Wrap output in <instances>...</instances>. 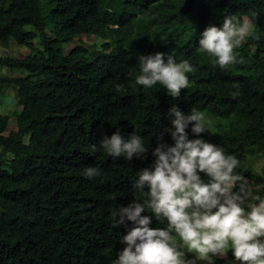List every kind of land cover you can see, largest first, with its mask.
<instances>
[{"label":"trees","instance_id":"16d2710c","mask_svg":"<svg viewBox=\"0 0 264 264\" xmlns=\"http://www.w3.org/2000/svg\"><path fill=\"white\" fill-rule=\"evenodd\" d=\"M253 11L254 30L236 50L241 62L221 69L197 52L208 26ZM83 37L98 45L67 49ZM17 46L29 54L0 58L16 73L1 83L21 108L14 121L0 114V264H111L127 228L113 227L110 209L134 200L135 172L153 163L173 105L206 113L215 124L201 135L264 183L246 165L264 157V0H0V47ZM158 52L196 66L180 97L161 85L132 87L138 57ZM117 130L144 136L146 158L91 151ZM164 142L174 143L170 134ZM87 166L102 177H84ZM233 259L230 251L216 264Z\"/></svg>","mask_w":264,"mask_h":264},{"label":"clouds","instance_id":"9594fccd","mask_svg":"<svg viewBox=\"0 0 264 264\" xmlns=\"http://www.w3.org/2000/svg\"><path fill=\"white\" fill-rule=\"evenodd\" d=\"M258 15H227L220 26H208L197 52L221 69L241 62L236 50L253 32ZM196 70L190 59L165 58L161 52L140 55L132 87L161 85L171 97H180ZM168 117L170 126L156 133L153 163L135 172L134 200L110 209L113 227L127 228L111 264H216L229 251L240 264H264V183L249 181L238 171L236 155L201 135L211 126L203 111L193 107L185 114L173 105ZM165 134L173 144L164 142ZM98 150L132 161L145 159L150 147L135 131L126 137L117 130L91 145L93 153ZM82 175L94 180L103 172L87 166ZM144 213L154 214L163 226L153 227V216Z\"/></svg>","mask_w":264,"mask_h":264},{"label":"crops","instance_id":"0c3cea01","mask_svg":"<svg viewBox=\"0 0 264 264\" xmlns=\"http://www.w3.org/2000/svg\"><path fill=\"white\" fill-rule=\"evenodd\" d=\"M16 49L17 47L10 49H4L0 47V58L4 57H15L18 56ZM15 55V56H14ZM4 77H16V73L11 72L9 69H0V83ZM13 90V89H12ZM10 89L7 88L4 84L0 87V114L8 115L15 120L16 116L20 113V106L18 105L17 99L14 101L10 94Z\"/></svg>","mask_w":264,"mask_h":264},{"label":"rangeland","instance_id":"374dc122","mask_svg":"<svg viewBox=\"0 0 264 264\" xmlns=\"http://www.w3.org/2000/svg\"><path fill=\"white\" fill-rule=\"evenodd\" d=\"M81 42L84 43L86 46H91L92 44L97 43V41H93L91 39H88L87 37H83L81 40L80 39H77L74 42V44L71 45V46H69V48H67V49L70 50L73 46L80 45ZM97 45H98V43H97ZM17 48L18 49H16V52H17V54L19 56H25V55H28L29 54V51L24 50V49H22V48H20L18 46H17ZM0 69H7V68H0ZM1 86H2V83H0V87ZM10 92H11L10 94H12L11 97L15 101L16 100V91L14 89L13 90L10 89ZM20 112H21V110H20ZM213 124H215V121H212L211 122V125H213ZM259 151L262 152V150H259ZM246 165L250 167V169H251V171L253 173H255L256 175L261 176V177L264 178V157H252V156H248L247 157V161H246ZM254 183H256V182H254ZM256 184H258V183H256ZM229 254H230V251L228 252L227 255L229 256ZM189 255L191 256L192 254H189ZM224 257H217L216 259H221V258H224ZM225 264H240V262L235 261V257H234V259L232 261H230L229 263H225Z\"/></svg>","mask_w":264,"mask_h":264}]
</instances>
